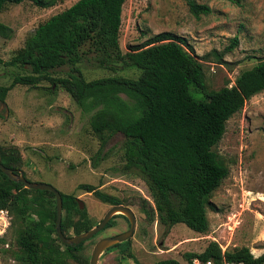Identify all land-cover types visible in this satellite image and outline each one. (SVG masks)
Wrapping results in <instances>:
<instances>
[{
  "label": "trees",
  "instance_id": "trees-1",
  "mask_svg": "<svg viewBox=\"0 0 264 264\" xmlns=\"http://www.w3.org/2000/svg\"><path fill=\"white\" fill-rule=\"evenodd\" d=\"M24 1L41 9L57 2L0 0V13ZM125 1L78 0L40 24L9 61L0 58V66L18 67L26 73L15 76L9 86L0 85V104L5 103L16 85L38 88L41 82H48L62 89L83 113L91 114L90 130L100 140L94 166L106 155L108 138L121 136V173L140 178L152 200L153 206L141 200L146 220L152 223L158 219L166 230L183 224L195 233L206 234L207 208L214 209L209 198L228 175L215 147L225 133L227 121L264 91V60L239 73L232 85L227 80L222 88L209 90L203 63L183 37L162 32L129 46L125 53L121 51L119 35ZM184 1L196 18L211 12L196 0ZM12 35V29L0 23V37L10 40ZM236 45L234 38L224 53ZM213 53L222 62V55ZM82 68L111 75L88 81ZM126 70L134 77L117 76ZM59 73L63 76H55ZM0 164L17 174L21 164L17 150L0 148ZM78 189L111 207L122 204L95 186L83 184ZM31 193L35 196L32 199ZM60 194L61 231L65 237L71 228L78 235L96 226L79 210L72 195ZM0 210H7L21 225L16 237L18 251L13 253L18 263L89 264L81 256L85 242L68 247L58 239L52 193L27 190L0 171ZM73 214L80 218L64 224L63 219L70 220ZM112 219L103 230L112 226ZM0 243L5 244L3 237ZM128 243L111 248H120L123 254ZM183 258L186 264L194 260L203 264H264V253L255 257L247 247L222 250L215 241H210L201 253H186ZM154 264L179 263L169 259Z\"/></svg>",
  "mask_w": 264,
  "mask_h": 264
},
{
  "label": "rangeland",
  "instance_id": "rangeland-1",
  "mask_svg": "<svg viewBox=\"0 0 264 264\" xmlns=\"http://www.w3.org/2000/svg\"><path fill=\"white\" fill-rule=\"evenodd\" d=\"M76 1L57 0L47 9L28 1L7 6L0 13V23L11 28L13 35L10 40L0 37V58L9 61L40 24ZM196 3L207 5L210 14L194 17L184 0H126L121 15L120 49L125 53L129 46L139 45L162 32L183 37L203 63L207 88L218 90L225 81L232 85L239 73L264 60V0H196ZM234 38L237 45L224 53ZM213 52L222 55V62H218ZM82 72L88 81L111 75L84 68ZM24 74L18 67L0 66V85L9 86L15 76ZM117 76L134 77V73L126 70ZM90 116L67 93L48 82H41L38 88L16 85L5 103L0 104V148L7 152L17 150L21 158L17 172H22L28 181L48 184L80 200L83 203L80 211L85 212L93 225L102 220L111 206L78 189L79 185L95 186L131 209L136 226L128 240V250L122 254L120 248L107 249L97 264H154L169 259L186 264L184 254L201 253L210 241L217 242L222 250L247 247L255 257L264 253V91L248 100L227 121L225 133L215 147L228 175L209 198L214 209L207 208L206 234L195 233L183 224L166 230L158 219L152 223L146 220L141 200L153 206L152 200L140 178L121 173L120 135L108 138L106 155L93 165L100 140L90 130ZM34 197L32 193L29 195L30 199ZM119 215L113 216L110 228L84 243L81 256L88 263L98 240L128 230L127 219ZM9 216L10 224L2 236L5 244L0 243V264H20L13 253L18 251L16 237L21 225L10 213ZM70 218H64V224L74 223L80 217L73 214ZM76 233L71 228L66 235L73 237Z\"/></svg>",
  "mask_w": 264,
  "mask_h": 264
},
{
  "label": "water",
  "instance_id": "water-1",
  "mask_svg": "<svg viewBox=\"0 0 264 264\" xmlns=\"http://www.w3.org/2000/svg\"><path fill=\"white\" fill-rule=\"evenodd\" d=\"M7 116V109L5 110V117ZM0 171L7 177V179L16 184H22L25 189L32 190V191H47L54 195L55 199V211H56V218H55V232L60 240V242L68 247L77 246L83 242L91 240L95 237L98 233H100L111 220V218L116 214H121L124 216L128 223L129 228L126 232L121 233L114 237H106L98 240L90 254L89 264H97L98 259L101 254L117 244L124 243L128 241L133 233L136 226V218L131 209L127 206L117 205L110 207L109 210L105 213L102 220L91 230L83 232L81 234L75 235L73 237H65L61 231V220H62V197L59 191H57L54 187L44 184V183H33L28 181L22 172H18L17 174L14 173L12 170L4 167L0 164ZM79 210L83 209V203L76 199L75 200Z\"/></svg>",
  "mask_w": 264,
  "mask_h": 264
},
{
  "label": "built area",
  "instance_id": "built-area-1",
  "mask_svg": "<svg viewBox=\"0 0 264 264\" xmlns=\"http://www.w3.org/2000/svg\"><path fill=\"white\" fill-rule=\"evenodd\" d=\"M10 224V216L7 210H0V238L6 233ZM193 264H203L198 260H194ZM205 264H212L210 261Z\"/></svg>",
  "mask_w": 264,
  "mask_h": 264
},
{
  "label": "flooded vegetation",
  "instance_id": "flooded-vegetation-1",
  "mask_svg": "<svg viewBox=\"0 0 264 264\" xmlns=\"http://www.w3.org/2000/svg\"><path fill=\"white\" fill-rule=\"evenodd\" d=\"M25 177V176H24ZM26 178V177H25ZM76 200V199H75ZM129 228V227H128Z\"/></svg>",
  "mask_w": 264,
  "mask_h": 264
}]
</instances>
